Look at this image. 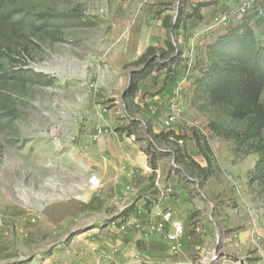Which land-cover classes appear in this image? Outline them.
Here are the masks:
<instances>
[{
  "label": "rangeland",
  "instance_id": "rangeland-1",
  "mask_svg": "<svg viewBox=\"0 0 264 264\" xmlns=\"http://www.w3.org/2000/svg\"><path fill=\"white\" fill-rule=\"evenodd\" d=\"M231 5L8 0L0 26V264H122L117 241L143 228L122 215L130 205L109 204L100 155L112 137L129 139L149 158V184L137 203L145 192L178 187L227 214L221 238L198 247L195 263L264 264L259 140L238 138L253 115L214 101L200 84L220 62L209 53L223 35L213 19ZM242 24L264 45L262 23L250 16ZM167 130L179 138L161 141ZM199 217L197 210L191 217L196 234ZM135 260L142 264L139 253Z\"/></svg>",
  "mask_w": 264,
  "mask_h": 264
},
{
  "label": "crops",
  "instance_id": "crops-1",
  "mask_svg": "<svg viewBox=\"0 0 264 264\" xmlns=\"http://www.w3.org/2000/svg\"><path fill=\"white\" fill-rule=\"evenodd\" d=\"M210 28L212 29V27ZM218 30L221 34L225 33L221 28ZM162 130L164 129L160 125L154 131L157 133ZM104 142L107 155H100V159L104 161L101 165V173L106 172L109 177L110 185L106 187V192L109 194V204L116 206L120 211L123 207L134 204L135 211L126 220L129 222L138 221L142 223L143 228V231L138 232V234L129 230L130 233L127 234L126 241L120 237V241H117L120 246L117 260L122 264H137L135 255L139 253L142 264H199L193 261V255L199 249L198 247L205 251L214 237L221 238L220 228L226 224L224 218L227 214L222 210L217 211L219 208L215 202L212 203L208 200L206 206L204 202L190 198L186 190L178 187L168 189L165 192L168 194H161L163 197L161 195L151 196L149 192H145L148 201L144 200L137 203V196L149 184V158L140 150L138 145L127 138L112 137L105 139ZM156 185L159 186V183ZM171 191L173 194H169ZM208 208L212 211L207 210ZM159 210H171L173 221L181 224L185 229V235L180 240L182 250L178 254L171 250L172 243L165 234L152 232L149 229L151 224L157 221L155 215ZM196 210L201 212V217L196 218L199 221L197 224L200 226L198 234L193 231L195 226L191 220ZM208 215L213 218V224L207 222L206 217ZM130 240L133 242L128 244L127 241ZM224 240H228V237H224ZM236 243H238V239H236ZM231 264L234 263L231 262Z\"/></svg>",
  "mask_w": 264,
  "mask_h": 264
},
{
  "label": "trees",
  "instance_id": "trees-1",
  "mask_svg": "<svg viewBox=\"0 0 264 264\" xmlns=\"http://www.w3.org/2000/svg\"><path fill=\"white\" fill-rule=\"evenodd\" d=\"M7 3L8 0H0V26L8 18ZM209 53L220 62L212 65L201 81V87L212 95L214 101L253 115L252 126L238 138L240 143L259 140L255 148L259 154L256 179L264 180V107L260 103L264 91V45L255 37L250 26L241 24L221 35L210 46ZM149 71L145 68L135 76L132 93L136 92L138 82L146 78ZM159 138L168 142L170 138L178 139L179 136L170 131L162 133ZM152 166L157 169L156 165ZM135 208L133 204L122 215L127 218Z\"/></svg>",
  "mask_w": 264,
  "mask_h": 264
},
{
  "label": "built area",
  "instance_id": "built-area-1",
  "mask_svg": "<svg viewBox=\"0 0 264 264\" xmlns=\"http://www.w3.org/2000/svg\"><path fill=\"white\" fill-rule=\"evenodd\" d=\"M250 16H253L264 26V0H233V5L214 17L213 27L221 28L226 32L229 29L241 25L242 20ZM175 120L176 116H172L170 120L166 122L167 129L174 124ZM168 131L170 132V130H167L166 133H168ZM179 143L182 144L183 141L180 140ZM155 218L157 221L151 224L149 228L150 231L165 234L172 243L171 250L173 253H178L182 246L180 240L185 235L184 227L173 221V213L171 210H159Z\"/></svg>",
  "mask_w": 264,
  "mask_h": 264
}]
</instances>
